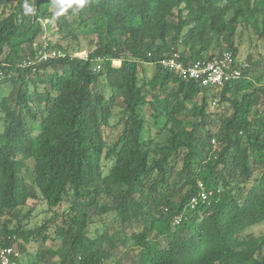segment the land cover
Listing matches in <instances>:
<instances>
[{
  "label": "trees",
  "instance_id": "16d2710c",
  "mask_svg": "<svg viewBox=\"0 0 264 264\" xmlns=\"http://www.w3.org/2000/svg\"><path fill=\"white\" fill-rule=\"evenodd\" d=\"M24 3L0 0V249L264 264V0H88L55 19L52 0H27L35 15ZM79 38L86 60L72 57ZM46 49L63 56L39 60ZM225 53L240 74L219 88L161 66Z\"/></svg>",
  "mask_w": 264,
  "mask_h": 264
},
{
  "label": "built area",
  "instance_id": "2783aa9c",
  "mask_svg": "<svg viewBox=\"0 0 264 264\" xmlns=\"http://www.w3.org/2000/svg\"><path fill=\"white\" fill-rule=\"evenodd\" d=\"M62 56L63 54L60 51L46 49L41 51L39 60H47ZM72 57L86 60L88 58V54L84 51V54H73ZM176 59H178V55L174 54L171 59L161 61V66L176 73L181 79L198 82L203 87L219 88L226 81L237 79L240 74L239 70L229 67L231 57L226 53L211 61H195L185 66L181 62H177ZM99 68V65L95 66L96 70ZM211 104L212 106H215L216 101L213 100ZM199 187L202 188L201 185H199ZM200 197L205 199V194L201 192ZM195 203L196 199H191L192 207ZM19 260V252L13 250L12 248L0 249V264H21Z\"/></svg>",
  "mask_w": 264,
  "mask_h": 264
},
{
  "label": "rangeland",
  "instance_id": "374dc122",
  "mask_svg": "<svg viewBox=\"0 0 264 264\" xmlns=\"http://www.w3.org/2000/svg\"><path fill=\"white\" fill-rule=\"evenodd\" d=\"M173 19V18H172ZM47 21H44L42 23V26L44 27V33H42V35H39V37L36 39V41H38V43H41L42 44H45L46 43V38L49 37V33H50V29L48 28L47 26ZM78 44L79 46H76L75 43H73L74 45V50H72L74 52V54L78 55V54H84V51L86 52V41L83 40L82 38H79L78 40ZM252 44H254V41L252 42H248L247 40H245V38L243 39L242 41V44H241V55H240V59H244L245 55H247V53L249 52H253V49H252ZM63 47L66 46V42H64L62 44ZM75 49H78V50H75ZM261 52V50H260ZM72 53V52H71ZM263 53V51L261 52ZM117 64V63H115ZM147 67H150V66H147ZM149 73V70L147 71ZM114 119L110 120V123L113 124L114 123ZM120 130V127H118L117 129H113L111 130V133H110V136H109V142L111 140L114 139L115 135L119 132ZM28 165H31L30 161L27 162ZM34 208V212H33V216L34 215H37L39 214L42 209L44 208V205H39L38 203H36L35 201L33 200H29L27 202V206L25 209H23V211H27L28 209H31V208ZM67 207L66 204H62L60 205L56 210L61 212L63 210H65ZM43 219V215H38V217L36 218L35 222L37 223H40ZM29 228H32L33 227V222H31L29 225H28ZM139 230V226H133L132 228L129 229V231H138ZM254 233H258V231H254ZM59 245V242H55L53 243V245L48 241H46L43 245L40 244V243H30L29 245L26 246V252L25 253H21V258H20V262L21 264H58L57 260L55 259H49V256H46L45 257V260L41 261L40 258L38 256H36L37 252L46 248V249H55L57 248V246ZM121 264H128L126 260H124L123 257H121Z\"/></svg>",
  "mask_w": 264,
  "mask_h": 264
},
{
  "label": "clouds",
  "instance_id": "9594fccd",
  "mask_svg": "<svg viewBox=\"0 0 264 264\" xmlns=\"http://www.w3.org/2000/svg\"><path fill=\"white\" fill-rule=\"evenodd\" d=\"M52 3L53 7L57 9L53 17V19H55L59 16H63L70 8L74 11L85 8L88 5V0H52ZM74 5L75 7L73 8ZM23 9L25 15H35L34 7L30 6L27 0H25L23 4Z\"/></svg>",
  "mask_w": 264,
  "mask_h": 264
}]
</instances>
